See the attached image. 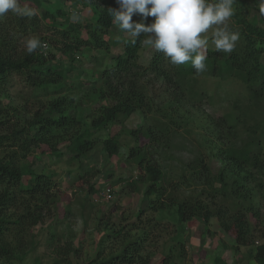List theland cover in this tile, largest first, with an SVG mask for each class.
Returning <instances> with one entry per match:
<instances>
[{
	"label": "trees",
	"instance_id": "obj_1",
	"mask_svg": "<svg viewBox=\"0 0 264 264\" xmlns=\"http://www.w3.org/2000/svg\"><path fill=\"white\" fill-rule=\"evenodd\" d=\"M19 2L21 6L35 9L36 15L18 17L9 12L0 17V96L7 92L13 76H17L36 94L51 96L58 93V97L51 100L45 115L36 113L30 122H22L18 129H2L6 110H0V145L11 143L7 155L0 159V264H25L27 252L24 234L44 217L50 216L51 205L55 200L57 202L53 189L57 175L38 174L23 162L32 147L41 143L43 145L45 141L42 154H55L58 157L68 155L70 161L78 164L81 158L87 159V154L95 148L96 133L108 126L122 124L123 119L130 118L146 105L143 86L137 84L140 78L137 61L147 34L134 38L119 28L126 36L117 43L111 40V28L115 22L109 9L119 10L117 0ZM233 7L235 14L227 23L232 32L239 33V39L231 53L217 51L211 35L205 37L208 40L205 71L197 73L191 62L172 65L154 48L148 66L142 70L143 75L151 73L160 80L162 87L166 88L165 92L172 91L178 99L187 98L193 102L212 101L215 92L211 90L207 94L205 90L209 78L216 82L215 89L223 83L237 84L244 89L245 103L240 105L235 100L232 108L220 116L217 126L228 129L230 134H235L239 127L251 134L255 142L241 149L228 148L216 162L222 159L228 161L227 175L231 178L237 176L248 181L256 177L264 200V157L260 155L264 147V17L259 15V9L257 17L253 14L249 16L241 1H237ZM83 9H89L91 15L72 20L71 13L74 11L78 17ZM153 20V17L142 20L137 14L132 17L133 22L146 25ZM31 36L38 37L42 46L29 55L24 48V40ZM133 39L137 41L135 44L131 43ZM117 45L120 47L118 54L113 57L112 67L100 72L96 77L97 82L101 83L92 85L90 89L89 98L96 101L93 114L86 116L79 111L78 118L66 116L65 111L71 102L61 93L73 73H76L73 77L79 79L84 72L76 66L79 55L103 53L102 58L99 57L102 60ZM83 74L88 75L87 72ZM73 85L72 82L70 87ZM72 127L77 129L67 134L61 142L64 145L62 153H56L57 150L48 146L51 135L59 130L67 132ZM138 134L135 129L129 132L136 142ZM153 137L151 129L143 133L144 140L149 141ZM14 140H17L16 146L12 145ZM119 147L118 138L110 137L103 141L102 152L111 158L119 154ZM140 147L131 148L129 157L137 161L144 172L143 180L148 183L144 193L148 202L147 210L139 211L130 221H126L122 212L115 219H99L95 228L99 236L93 256L75 264H151V254L146 250L151 246L155 230H162L163 226L155 220L154 214L174 206L179 222L195 220L206 226L211 218H217L224 231L231 232L238 246L250 244L249 226L240 211L229 213L227 208L220 205L224 208L219 207L211 212L210 205L213 202L209 198L201 200L200 196L189 199L163 198V171L157 162L146 158V152ZM204 170L207 173L206 167ZM88 173L89 170H85L72 179L81 180ZM87 188L89 194L97 192L93 186L88 185ZM226 188L227 184H223L221 191L225 192ZM102 192H98L97 197L102 198ZM173 251L172 248L171 251L162 252L160 264H169ZM78 253L79 249L71 243L66 244L59 249V259L54 264H70L68 258L78 256ZM144 253L147 255L144 256ZM254 253L257 264H264V243L257 245ZM214 261L215 264H227L220 258Z\"/></svg>",
	"mask_w": 264,
	"mask_h": 264
},
{
	"label": "rangeland",
	"instance_id": "obj_2",
	"mask_svg": "<svg viewBox=\"0 0 264 264\" xmlns=\"http://www.w3.org/2000/svg\"><path fill=\"white\" fill-rule=\"evenodd\" d=\"M237 1L244 3L249 16L253 14L257 17L258 0ZM80 12L79 18L72 20L91 15L89 9ZM212 31L210 29L202 34L203 37L211 36ZM111 33L110 38L116 43L126 36L119 31L116 23L111 28ZM119 47L120 45L113 46L102 60L99 57L102 58L103 53L79 55L76 66L88 75L85 76L83 72L76 79L73 77L76 73H73L61 93V96L71 102L65 111L66 116L78 118L79 111L86 116L93 114L96 101L89 98L90 89L93 88L92 85L101 83L97 82L96 76L112 67L113 57L118 54ZM152 51L151 46L145 45L137 61L140 69L137 84L143 86L146 102L144 109L123 119L122 124L108 126L96 133V146L87 154V159L81 158L77 164L76 161H70L68 155L45 156L41 153L45 148L43 141V145L33 146L23 160L24 164L30 165L38 174L57 175L53 187L57 202L55 200L51 205L50 216L44 217L23 236L27 252L25 264H54L59 259V249L69 243L79 249L78 256L68 258L70 264L84 261L94 254L99 236L95 228L99 219H115L122 212L126 221H130L139 211L147 210L148 202L144 193L148 183L143 180L144 172L137 161L129 157L130 149L137 145L146 152V158L157 162L163 171V198H209L214 204L210 205L211 212L225 207L229 213L240 211L244 214L251 233L250 244L238 246L234 236L231 232L224 231L217 218H211L206 226L195 220L181 223L174 206L154 214L155 220L164 228L162 226V230H155L151 246L146 250L151 254V264H160L162 252L171 251L172 248L174 251L169 264H215L216 258L227 264H257L254 259L255 247L264 243L262 189L259 182L255 181L256 177L248 181L237 176L231 178L227 175L228 161L222 159L216 162L228 148L241 149L255 142L251 134L239 127L235 134H230L228 129L217 126L220 116L232 108L235 100L240 105L245 103L243 96L246 93L237 84L223 83L215 89L216 82L209 78L205 90L207 94L211 90L215 92L211 102L178 99L176 93L165 92L166 88L162 87V82L153 74L143 75L142 69L148 66ZM96 57L98 60H95ZM72 82L74 85L77 82L78 86L70 87ZM57 97L58 93L51 96L36 94L19 77L13 76L7 92L0 96V110H6L2 118V129H18L22 122H30L36 113L45 115L51 100ZM76 129L77 127H72L67 132L59 130V133L49 137L48 146L57 150L56 153H62L64 145L61 142ZM133 129L139 133L137 142L129 135ZM148 129L154 135L149 141L143 138V133ZM110 137L118 138L120 147L119 154L108 158L102 152V143ZM10 144L4 142L0 145V159L7 155L11 149ZM12 145L16 146L17 140ZM260 155L264 157V147L260 150ZM85 170H89V173L83 179H72ZM223 184H227L225 192L221 191ZM88 185L93 186L97 192L89 194ZM106 189L112 192L110 198L105 200L97 197L98 192Z\"/></svg>",
	"mask_w": 264,
	"mask_h": 264
},
{
	"label": "clouds",
	"instance_id": "obj_3",
	"mask_svg": "<svg viewBox=\"0 0 264 264\" xmlns=\"http://www.w3.org/2000/svg\"><path fill=\"white\" fill-rule=\"evenodd\" d=\"M237 0H117L119 10L109 9L118 27L131 37L147 34L142 43L162 53L172 65L191 62L197 73L206 70L208 40L202 34L212 29L215 49L231 53L239 39V33L229 29L227 21L235 14ZM259 15L264 17V0H258ZM18 17H32L36 10L21 6L19 0H0V17L7 13ZM134 14L142 20L153 17L150 24L133 22ZM76 18V13H71ZM137 41L133 39L132 44ZM36 36L26 37L24 48L31 55L40 48Z\"/></svg>",
	"mask_w": 264,
	"mask_h": 264
},
{
	"label": "built area",
	"instance_id": "obj_4",
	"mask_svg": "<svg viewBox=\"0 0 264 264\" xmlns=\"http://www.w3.org/2000/svg\"><path fill=\"white\" fill-rule=\"evenodd\" d=\"M100 195H101L102 199L104 198L105 200L108 199V198H110V191H109V189H106ZM257 245H259V244H257Z\"/></svg>",
	"mask_w": 264,
	"mask_h": 264
}]
</instances>
